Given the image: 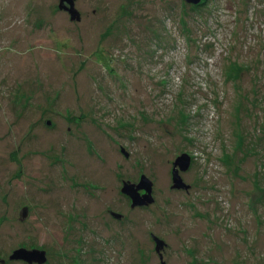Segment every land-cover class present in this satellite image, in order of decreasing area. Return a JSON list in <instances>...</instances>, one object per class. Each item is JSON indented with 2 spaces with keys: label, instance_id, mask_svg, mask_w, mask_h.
<instances>
[{
  "label": "rangeland",
  "instance_id": "rangeland-1",
  "mask_svg": "<svg viewBox=\"0 0 264 264\" xmlns=\"http://www.w3.org/2000/svg\"><path fill=\"white\" fill-rule=\"evenodd\" d=\"M58 5L0 0V264H264V0Z\"/></svg>",
  "mask_w": 264,
  "mask_h": 264
},
{
  "label": "water",
  "instance_id": "water-1",
  "mask_svg": "<svg viewBox=\"0 0 264 264\" xmlns=\"http://www.w3.org/2000/svg\"><path fill=\"white\" fill-rule=\"evenodd\" d=\"M184 1L188 4H193V5H197L201 3V0H184ZM58 6L60 9L66 10L69 13L71 20H78L80 18L79 12L74 7V0H59ZM46 124L50 125V121H47ZM189 165H190L189 154L181 153L179 156L175 158V161L173 162V168L171 170V181H172L171 188L187 189L189 187V185L183 181L182 177L179 174V171L182 172L187 170ZM151 185L152 182L144 175H141L140 180L137 184L131 182H123L121 192L126 194L130 198L131 208L136 206H148L153 202V198L151 195L152 193ZM140 190H144V193L140 194L139 193ZM111 214L115 218H120L119 213L111 212ZM154 240H155L156 251L159 253L161 249L164 248L165 243L162 239H159L157 237H154ZM159 254L160 257H162L161 253ZM9 258L13 260H17V259L23 260L29 264L32 263L42 264L46 261L45 251L39 249L19 248L14 250L13 253L9 256ZM161 264H164V262L162 261Z\"/></svg>",
  "mask_w": 264,
  "mask_h": 264
},
{
  "label": "flooded vegetation",
  "instance_id": "flooded-vegetation-1",
  "mask_svg": "<svg viewBox=\"0 0 264 264\" xmlns=\"http://www.w3.org/2000/svg\"><path fill=\"white\" fill-rule=\"evenodd\" d=\"M47 121H49V120H47ZM50 124H51V122H50ZM185 171H186V170H185ZM180 172H181V171H179V174H180ZM182 172H184V171H182ZM180 176H181V175H180ZM187 189H188V188H187ZM178 190H179V191H184V190H185V192H188V190L186 191L185 188H178ZM139 193H140V194H143V193H144V190H140ZM141 207H142V206H141ZM25 211H26V210H25ZM161 262H162V261H161Z\"/></svg>",
  "mask_w": 264,
  "mask_h": 264
},
{
  "label": "clouds",
  "instance_id": "clouds-1",
  "mask_svg": "<svg viewBox=\"0 0 264 264\" xmlns=\"http://www.w3.org/2000/svg\"><path fill=\"white\" fill-rule=\"evenodd\" d=\"M202 1V0H201Z\"/></svg>",
  "mask_w": 264,
  "mask_h": 264
}]
</instances>
